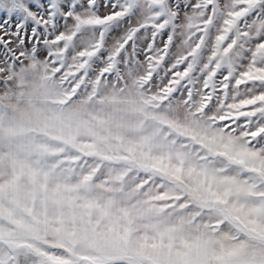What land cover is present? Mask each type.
<instances>
[{"label": "snow or ice", "instance_id": "snow-or-ice-1", "mask_svg": "<svg viewBox=\"0 0 264 264\" xmlns=\"http://www.w3.org/2000/svg\"><path fill=\"white\" fill-rule=\"evenodd\" d=\"M0 264H264V0H0Z\"/></svg>", "mask_w": 264, "mask_h": 264}]
</instances>
